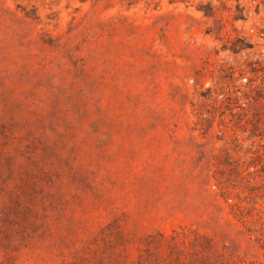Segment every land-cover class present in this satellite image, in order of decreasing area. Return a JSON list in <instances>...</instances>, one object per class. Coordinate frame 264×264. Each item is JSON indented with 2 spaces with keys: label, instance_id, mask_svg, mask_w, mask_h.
<instances>
[{
  "label": "rangeland",
  "instance_id": "1",
  "mask_svg": "<svg viewBox=\"0 0 264 264\" xmlns=\"http://www.w3.org/2000/svg\"><path fill=\"white\" fill-rule=\"evenodd\" d=\"M0 264H264V0H0Z\"/></svg>",
  "mask_w": 264,
  "mask_h": 264
}]
</instances>
